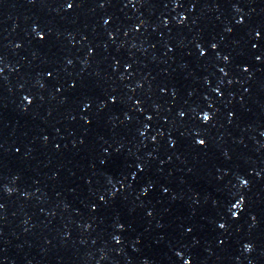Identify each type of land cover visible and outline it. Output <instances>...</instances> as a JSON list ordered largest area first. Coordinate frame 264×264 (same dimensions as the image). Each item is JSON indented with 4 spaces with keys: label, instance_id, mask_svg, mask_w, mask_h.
<instances>
[{
    "label": "snow or ice",
    "instance_id": "obj_1",
    "mask_svg": "<svg viewBox=\"0 0 264 264\" xmlns=\"http://www.w3.org/2000/svg\"><path fill=\"white\" fill-rule=\"evenodd\" d=\"M204 119H208V117L205 115ZM200 143H204L203 141H201ZM236 207H239V204L236 205Z\"/></svg>",
    "mask_w": 264,
    "mask_h": 264
}]
</instances>
